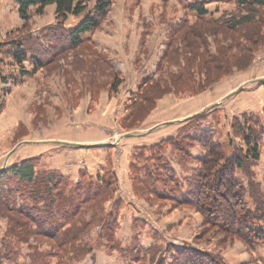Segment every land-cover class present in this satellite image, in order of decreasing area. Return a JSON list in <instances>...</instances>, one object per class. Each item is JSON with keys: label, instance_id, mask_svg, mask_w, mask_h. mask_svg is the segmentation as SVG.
Instances as JSON below:
<instances>
[{"label": "rangeland", "instance_id": "374dc122", "mask_svg": "<svg viewBox=\"0 0 264 264\" xmlns=\"http://www.w3.org/2000/svg\"><path fill=\"white\" fill-rule=\"evenodd\" d=\"M84 16L62 24L49 5L42 13L32 7L25 21L16 0H0V264H129L127 251L139 248V264H176L189 251L205 261L264 264V244L244 240L229 198L234 179L255 215L264 208V25L224 31L195 18L183 0H111L99 27L71 48L69 29ZM183 24L185 36L195 32L186 39L177 32ZM19 45L23 64L13 56ZM214 56L220 60L210 64ZM211 143L227 158L211 157ZM236 159L243 165L232 169ZM25 161L35 164L38 184L13 175ZM46 171L68 176L72 189L82 172L91 192L110 182L107 195L69 210L78 213L65 227L92 221L74 245L80 257L42 233V218L57 206L42 193ZM205 172L218 188L207 191ZM249 225L264 229V220Z\"/></svg>", "mask_w": 264, "mask_h": 264}, {"label": "trees", "instance_id": "16d2710c", "mask_svg": "<svg viewBox=\"0 0 264 264\" xmlns=\"http://www.w3.org/2000/svg\"><path fill=\"white\" fill-rule=\"evenodd\" d=\"M17 4L19 6V14L21 17L28 21L30 16V11L32 7H36L37 11L39 13H42L43 10L49 6V5H55L56 6V14L57 17L60 19V23L64 24L68 17L70 15L81 17V15H85L84 18L79 22V24L69 29L68 32V41L71 48H75L83 42H85V35L88 32H92V30L99 27L100 22L105 15V12L110 6L111 0H98L94 12H87L88 3L91 0H16ZM185 2V5L187 7V10L190 12L195 13V18L202 21L205 24H210L213 26L218 27L221 30H229L233 32H239L243 28H245L247 25H254L256 28H260L264 25V19L263 18H257V16L260 14V8L259 6H264V0H183ZM232 2L234 1L236 3V10L234 11H220L216 10L215 12H211L208 9V4L213 2ZM219 13V14H218ZM218 14V16H217ZM186 25L183 24L177 32H181V35L184 36V39L186 37H189L191 32H188V36H185L186 34ZM185 27V28H184ZM195 32H192L194 34ZM191 34V35H192ZM0 39H1V28H0ZM1 45V44H0ZM171 47V46H170ZM176 49V48H175ZM209 53V50H207ZM14 58L19 64H23L24 60L27 59V53L23 50V46L19 45L17 46L16 50L13 52ZM179 54V53H177ZM175 56V55H173ZM166 57H170V53ZM210 59V58H209ZM220 58L217 56H214V60H210V64L217 63ZM189 61L193 62V60L189 59ZM39 61H36L35 63H38ZM41 64V62H39ZM43 64V61H42ZM39 65V64H38ZM37 65V66H38ZM219 69L220 66H218ZM217 68V69H218ZM206 69V68H205ZM216 69V70H217ZM208 71V68L206 69V72ZM192 78V75H191ZM116 85V84H115ZM194 88L195 92L197 91V88L192 86ZM200 89V88H199ZM191 139H195L194 137H190ZM246 141L251 144V138H246ZM178 141H175L176 143ZM210 149V155L211 157H220V159H224L225 153L222 152L223 147L219 144H213L211 143ZM251 155L254 159H258L259 154V148L257 146H254L251 150ZM227 158V157H226ZM212 161V160H211ZM236 163V167H242L243 162L242 159H236L235 162L231 163L232 169H234V164ZM226 169V165L223 167L222 170ZM13 172V175L22 181H24L25 185H28L30 183L38 184V174L36 171V166L33 164V161H25L21 165L16 166L11 169ZM220 171V170H219ZM234 171V170H233ZM210 172V170H209ZM206 174L202 176L204 180H207L206 187L209 189H215L218 188L217 185L212 184L209 180V173L205 172ZM212 173V172H211ZM213 174V173H212ZM211 174V175H212ZM86 176L84 172L80 174V180L78 181L80 184L79 186L75 188H68V184L72 183L73 181L69 179L68 176L64 175L63 173L59 171H46V173L42 174V193H45L44 195L50 199V202L52 203V207L54 204L57 206L51 208L49 206L47 213L50 215L48 218H42V233L44 236L54 240L57 248L61 253H64L66 248L69 247L73 249L74 252H77L78 256L80 257L82 253L81 250H78V248L75 245L77 241L83 238L87 234V228L90 226V223L92 221H80L79 223H76L71 225L70 227H65L64 223L68 220H71L73 215H77V212H70L69 210H73L75 208H78V206L83 205L87 200L90 198H95L97 196H100L101 194L107 195V193L110 191V182L104 181V186L102 189L98 188L94 192H91L90 187L86 186L88 185V180H86ZM211 179V178H210ZM232 187L238 188L237 192H230L229 198L235 199L234 202H232V209L233 212H231L232 215L236 216L234 222H237L236 226L238 229L244 234V240L247 243L257 242L259 244H264V229H260L257 227H253L249 225L251 220L257 219H263L264 220V208L262 206H259L260 210V216L259 214H256L249 208L248 201L245 200V190L241 186L239 182L233 181ZM87 188H86V187ZM61 188L58 190V188ZM232 191V190H230ZM209 195H206V192H203V198L201 199L202 205H206V201ZM183 200H186V197H182ZM181 198V199H182ZM254 199L257 200V203H260V196L255 193ZM187 201V200H186ZM261 204V203H260ZM83 207V206H81ZM58 214L57 217H52L53 215ZM113 220L110 218L109 226L106 228V235L109 238V245L110 247H113L115 244L112 243L115 235V228L113 227ZM130 254V259H128L129 264H139L142 257L141 254L145 253V250L143 248H139L137 250V253H135L133 250L127 251ZM192 252H183L180 256L181 260L177 262L176 264H224L220 261V259L213 257L212 255H209L206 257L208 260H202L198 258L197 254H194ZM162 259V258H161ZM163 260V259H162ZM204 261V262H203ZM157 264H163L162 261L158 262Z\"/></svg>", "mask_w": 264, "mask_h": 264}, {"label": "crops", "instance_id": "0c3cea01", "mask_svg": "<svg viewBox=\"0 0 264 264\" xmlns=\"http://www.w3.org/2000/svg\"><path fill=\"white\" fill-rule=\"evenodd\" d=\"M259 82H261V81H259ZM248 89V88H247ZM78 145H80L81 147H84V145L83 144H78ZM77 176H78V174H77ZM79 177V176H78Z\"/></svg>", "mask_w": 264, "mask_h": 264}, {"label": "water", "instance_id": "95a60500", "mask_svg": "<svg viewBox=\"0 0 264 264\" xmlns=\"http://www.w3.org/2000/svg\"><path fill=\"white\" fill-rule=\"evenodd\" d=\"M127 136H131V134L127 135ZM134 136V135H133Z\"/></svg>", "mask_w": 264, "mask_h": 264}]
</instances>
